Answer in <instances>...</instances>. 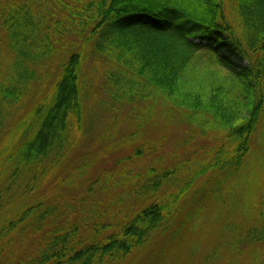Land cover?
I'll use <instances>...</instances> for the list:
<instances>
[{
    "label": "trees",
    "instance_id": "1",
    "mask_svg": "<svg viewBox=\"0 0 264 264\" xmlns=\"http://www.w3.org/2000/svg\"><path fill=\"white\" fill-rule=\"evenodd\" d=\"M203 49L228 69L224 77L198 75ZM91 59L96 73L104 67L107 100L94 93ZM32 91L30 110L0 147V264H125L168 229L191 185L161 194L179 184V167L119 175L134 199L124 217H101L96 207L78 217L73 196H40L96 98L114 112L159 99L180 122L212 134L213 160L195 173L218 169L231 182L209 189L224 222L205 261L264 264V0H0V138ZM225 212L242 214V228ZM28 239L35 245L24 250ZM19 245L21 258L11 260Z\"/></svg>",
    "mask_w": 264,
    "mask_h": 264
},
{
    "label": "rangeland",
    "instance_id": "2",
    "mask_svg": "<svg viewBox=\"0 0 264 264\" xmlns=\"http://www.w3.org/2000/svg\"><path fill=\"white\" fill-rule=\"evenodd\" d=\"M1 50L6 52V48ZM99 65L97 73L93 70L96 66L93 59L85 66L89 73L97 77L93 87L95 95L107 100L100 72L104 67ZM197 69L205 83L224 77L228 71L208 49H203L200 54ZM55 74L53 72V76ZM34 92L28 93L25 104L20 105L22 108H16L7 117L5 126L8 128L0 138V147L12 129L27 115L35 98ZM98 98L89 103L90 118H87L65 163L50 174L47 183L40 189V196L54 198L57 194L62 199L73 196L75 205L79 206L78 217H87L93 207L104 218H109L111 211L118 217H124L132 210L134 199L129 194V186L119 182V175L130 169H133V174H130L134 175L148 167L159 170L179 167V184L165 188L161 194L175 193L179 187H186L189 183L191 185L179 200L168 229L159 231L145 248L133 253L125 264H207L205 257L219 242V229L224 222L219 219V203L214 200L209 189L213 185H216L215 189L223 188L231 181L228 182L229 176L218 169H210L202 176L195 172L199 164H209L213 160L219 143L212 134H203L189 124L180 122L177 116L168 111L162 100L129 104L114 112L97 106L95 102ZM254 141L255 150L263 148L260 132ZM144 145L153 149L147 155L135 157V150ZM110 176L113 182L106 184ZM218 180L222 182L220 186H217ZM87 185L93 190L89 191ZM223 216L233 217L234 223L242 228V214L225 212ZM34 245V239H28L24 250H30ZM17 248L18 252L11 260L15 258L19 261L21 258L24 250L19 253L20 245ZM232 262L229 264H234Z\"/></svg>",
    "mask_w": 264,
    "mask_h": 264
}]
</instances>
